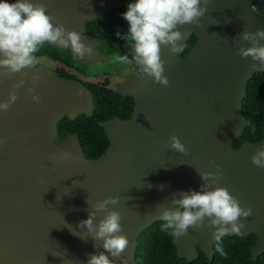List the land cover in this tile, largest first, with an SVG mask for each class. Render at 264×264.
Returning <instances> with one entry per match:
<instances>
[{
  "label": "water",
  "instance_id": "1",
  "mask_svg": "<svg viewBox=\"0 0 264 264\" xmlns=\"http://www.w3.org/2000/svg\"><path fill=\"white\" fill-rule=\"evenodd\" d=\"M32 2L42 3L54 24L81 34L93 49L83 62L103 58L97 38L84 29L85 21L103 18V7L88 0ZM206 7L197 22L178 26L187 33L178 42L182 51L195 35L184 55L161 48L167 87L145 76L139 65L140 70L116 85V93L133 98V114L99 121L109 143L98 157L85 155L76 133L58 140L57 123L64 116L74 119L93 112V94L85 84L53 75L43 63L0 76V103L19 85L17 100L8 111L0 110V264H86L89 254L104 251L103 241L93 239L79 222L109 196L119 197V203L109 207L121 213V234L131 241L119 258H109L115 264H135L138 234L161 220L163 207L174 209L172 201L182 192L200 191L208 183L200 172L217 170L218 186L252 210L240 218L245 225L241 232L230 234L256 235L249 246L252 260L264 252V168L251 161L255 151L264 148V137L233 146L251 124L241 111L247 82L254 73L264 72L259 65L252 70L251 58L237 54L240 46H250L240 34L264 29V0H209ZM123 50L134 55L129 42ZM34 76L39 77L35 83ZM173 135L187 155L169 147ZM65 153L70 155L65 158ZM102 217L97 213L96 222ZM214 230L206 217L201 227L174 236L177 256L190 261L202 252L211 261Z\"/></svg>",
  "mask_w": 264,
  "mask_h": 264
},
{
  "label": "clouds",
  "instance_id": "2",
  "mask_svg": "<svg viewBox=\"0 0 264 264\" xmlns=\"http://www.w3.org/2000/svg\"><path fill=\"white\" fill-rule=\"evenodd\" d=\"M209 0H133L128 3L123 19L128 24L125 36L116 32L117 38L130 42L134 55L129 60L127 55H118L120 63L135 61L142 68L145 76L152 78L154 83L167 87L169 80L165 73V61L161 58L162 46H168L171 53H180L182 45L178 42L187 35L178 26L193 24L203 17L207 11ZM203 4V6H202ZM54 17L47 14L46 7L32 0H0V76L23 73V70L33 67L36 60L34 53L43 43H56L70 47L78 57H91L93 49L85 44L79 32L66 30L62 24L53 23ZM243 41L250 46H240L238 55L241 58H251L250 68L255 70L259 65L264 68V29L255 32L243 31ZM33 77V82L38 80ZM22 83V82H21ZM19 85H13L7 102L0 103V110L8 111L10 105L17 100L16 90ZM33 89H29L31 94ZM32 100L40 103V98L33 95ZM169 147L187 155L185 146L180 139L170 137ZM70 154L65 153L67 158ZM252 163L264 168V148H258L251 157ZM221 173L200 172L202 180L208 181L201 186L200 191L182 192L179 199L172 203L175 208L163 207L159 219L165 221L162 231H170L175 237L187 234L189 228H199L204 225L205 218L210 221L213 239H219L228 233H240L245 225L241 217H247L251 208H242L240 201L232 196L226 187L218 186ZM119 197L109 196L96 202L93 210L88 212L87 219L81 220L78 227L86 228L93 239L101 240L104 251L89 254L86 264H115L109 255L119 258L131 241L122 233V216L115 208ZM97 213L103 217L96 222ZM222 251V249H218ZM123 264H127L125 260Z\"/></svg>",
  "mask_w": 264,
  "mask_h": 264
},
{
  "label": "trees",
  "instance_id": "3",
  "mask_svg": "<svg viewBox=\"0 0 264 264\" xmlns=\"http://www.w3.org/2000/svg\"><path fill=\"white\" fill-rule=\"evenodd\" d=\"M86 27L92 30H100L101 37L111 40L117 45L123 38H117L116 32L121 36L127 32L118 27L110 29V25L102 21H88ZM195 35L192 34L181 52L184 55L193 45ZM35 58H50L74 69H81L82 64L70 54L69 50L58 47L52 43H43L33 54ZM61 75H69L60 72ZM93 94V112L90 116L79 114L74 119L64 116L58 121V140L65 138L71 133H76L83 151L87 157L100 156L107 148L109 140L99 121L118 116L129 118L133 114L134 100L131 96L116 93L108 86V80L102 83H87ZM241 111L251 121L242 134L233 140V146L238 147L243 141L255 142L264 137V72L254 73L247 82L246 94L242 99ZM163 220H156L147 226L137 236L135 249V264H264V252L255 260L251 259L249 246L255 241L256 235L251 233L247 236L225 234L214 245L215 252L209 261L202 252L195 259L187 261L179 258L176 248L172 244L173 235L170 231H162ZM222 249V251L218 250Z\"/></svg>",
  "mask_w": 264,
  "mask_h": 264
},
{
  "label": "flooded vegetation",
  "instance_id": "4",
  "mask_svg": "<svg viewBox=\"0 0 264 264\" xmlns=\"http://www.w3.org/2000/svg\"><path fill=\"white\" fill-rule=\"evenodd\" d=\"M130 2H133V0H88V3L91 6H95L97 8H102V7L104 8V11L102 13L103 18L102 19H94L91 21H97V20L102 21L103 23L109 24L111 26L110 29H112V28L115 29L116 27H118L121 31L127 32L128 31V24L123 19V13L127 11V5ZM255 9L257 10L256 7H255ZM86 22H88V20L84 22V29H85L87 35L92 36L94 38H97L98 42L96 44V47L99 49V52L101 54H104L102 59L91 60L89 62H83L81 60L83 57H78L75 54H72L70 52L69 47L66 48V47L62 46L63 48H66L69 50L70 54L74 57V59H76V61H78L82 64H85V66L83 67V70L70 68V67H67L66 65H61L60 63H58V62H56L50 58H46L44 60L50 66V67L49 66L48 67L53 71V75H60V76L66 77L65 75L60 74V72H62L64 74L69 75L67 78H75V79L81 81L85 85L87 83H102L105 80H108V86L111 87L109 79L107 77H104L101 81L97 80L98 75L96 76V81L90 79V77L88 76V73H90L89 67H90V65H93V64H96L99 62H103V63H107V65L110 67L117 68V64H115L114 62L118 61L116 59V57L118 55H127L129 57V60H132V55L124 52V50H123V44L128 43V42L125 39H122L119 41V43L117 45L116 44L113 45L111 40L109 41V39H106V37L105 38L101 37L100 30H92L90 28L88 29L86 27V24H85ZM52 64H56V65L54 67H52L51 66ZM127 64L128 65H126V63H125V65H124L122 63L123 69L124 70L126 69L125 70L126 73L123 74L122 78L111 87L113 90L116 87V85L118 83H120L128 74H130L136 70H140V68L137 66L135 61H132V63H127ZM103 74H107V73H103Z\"/></svg>",
  "mask_w": 264,
  "mask_h": 264
},
{
  "label": "rangeland",
  "instance_id": "5",
  "mask_svg": "<svg viewBox=\"0 0 264 264\" xmlns=\"http://www.w3.org/2000/svg\"><path fill=\"white\" fill-rule=\"evenodd\" d=\"M44 59L45 58H42V59L35 58L36 60L35 64L43 63L49 66ZM114 63L117 64V68L110 67L107 65V63H103V62L90 65L89 67L90 73H88V76L90 77V79L95 80V81H96L97 75H98L97 80L99 81H101L104 77H107L109 79L110 86L112 87L115 83H117L122 78L123 74L126 73L125 72L126 69L125 70L123 69L122 63H120L119 61H115ZM123 64L125 65V63ZM55 65L56 64H52L51 66L54 67ZM126 65L128 64L126 63ZM103 73H107V74H103Z\"/></svg>",
  "mask_w": 264,
  "mask_h": 264
}]
</instances>
